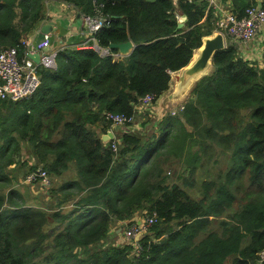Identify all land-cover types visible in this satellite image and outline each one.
Masks as SVG:
<instances>
[{"label":"trees","instance_id":"16d2710c","mask_svg":"<svg viewBox=\"0 0 264 264\" xmlns=\"http://www.w3.org/2000/svg\"><path fill=\"white\" fill-rule=\"evenodd\" d=\"M54 1L109 23L95 40L59 49L56 68L39 65L30 98L0 99V264H259L264 68L229 42L183 110L167 111L152 133L143 122L140 132L104 141L114 126L108 111L137 117L141 98L152 94L156 104L172 88L173 72L215 31L217 9L208 0ZM221 2L238 16L264 8V0ZM45 18L44 0H0V48L19 46L25 56L22 40ZM128 40L133 51L114 62L110 44ZM186 155L193 172L197 162L227 159L225 171L202 181L199 199L179 183L181 174L167 180L166 168ZM39 166L50 184L28 183L45 186V204L19 202L16 185ZM145 212L158 220L140 241L116 242L122 232L113 226L126 228Z\"/></svg>","mask_w":264,"mask_h":264},{"label":"built area","instance_id":"2783aa9c","mask_svg":"<svg viewBox=\"0 0 264 264\" xmlns=\"http://www.w3.org/2000/svg\"><path fill=\"white\" fill-rule=\"evenodd\" d=\"M215 9H217L215 31H221L233 39L249 42L257 37L264 25V8L261 5L250 6L243 16H238L236 13L226 11L221 7H215ZM84 19L91 31L92 40H95V33L109 23L107 18L100 16L94 18L85 16ZM22 45L26 47V51L25 56L21 58L19 57V46L0 48V99L2 100L20 101L30 98L41 83L39 64L32 60L29 54L37 51L42 52L43 49L49 47L50 36L49 34H45V39L40 43H31L30 40L25 38L22 40ZM105 50L108 52V49ZM55 56L56 54L47 55L42 53L41 65L44 64L50 67L54 64ZM141 100L142 106L154 104V95L146 94ZM183 109L184 103H180L176 108H173L171 113L177 114ZM105 117L112 125H129L135 123L137 120L135 114L127 116L126 114L111 111H108ZM113 149H117L115 141L113 142ZM37 179H41L45 185L50 184V177L42 167H38L36 170L30 172L25 181L33 182ZM157 220L156 213L140 214L132 222H127L124 231L125 238L129 241H136V236L139 233H142V235L146 233ZM258 255L260 257L259 264H261L264 260V250L258 253Z\"/></svg>","mask_w":264,"mask_h":264},{"label":"crops","instance_id":"0c3cea01","mask_svg":"<svg viewBox=\"0 0 264 264\" xmlns=\"http://www.w3.org/2000/svg\"><path fill=\"white\" fill-rule=\"evenodd\" d=\"M210 4H213L214 7H221L226 11H231L228 4H223L221 0H208ZM44 13L46 14V18L39 22L36 29L28 34L26 39L30 40L31 43H40L45 39V33L41 31V27L45 23H50L53 27L52 32L49 33L50 36V46L46 47L42 50V53L47 55L57 54L59 49L65 47H78L80 45L85 44L88 39H92V34L89 27L86 24L85 19L79 14V12L69 4L54 1V0H44ZM178 19L180 22V26H185V16L178 14ZM189 28L186 27L185 30ZM41 38V39H40ZM228 43H235L238 47L240 55L249 60L252 63L257 64L259 67L264 68V25L258 33L257 37L249 42L243 41H233L231 36H227ZM232 40V41H231ZM227 43V45H228ZM104 53H108L104 50ZM112 60L114 62L124 58L125 56L118 53H113ZM56 62V56H55ZM52 67V65H51ZM56 68V66L54 67ZM173 88V82H172ZM172 88L165 93L156 104H151L148 106H139L137 109L138 118L142 117L145 114H149L156 117V107L157 109L163 106L164 109L161 111L160 115L154 119V123L159 124L164 114L169 111V106L165 107L161 102V99L167 95ZM189 95V94H188ZM187 95V96H188ZM186 97L184 100H186ZM2 100V99H1ZM184 100L178 101L179 104L183 103ZM161 109V108H160ZM159 109V110H160ZM158 114V113H157ZM146 126V125H145ZM143 124L141 121H136L131 125H114L108 129V131H112L114 133L115 138L122 135L125 132H140L143 130ZM157 130V129H156ZM25 154L23 153V157ZM25 160V158H24ZM25 178L20 179V182L16 185L18 191L21 193L22 198L19 202H23L25 204L36 206L39 203L33 202L30 204L28 201H25L24 195V187L32 189L34 193V199L38 200V196L43 194V188L41 183H28L24 180ZM24 180V181H23ZM44 185V184H43ZM137 217V215L135 216ZM139 217V216H138Z\"/></svg>","mask_w":264,"mask_h":264},{"label":"water","instance_id":"95a60500","mask_svg":"<svg viewBox=\"0 0 264 264\" xmlns=\"http://www.w3.org/2000/svg\"><path fill=\"white\" fill-rule=\"evenodd\" d=\"M52 29L53 27L50 23H45L41 27V31L45 34L51 33ZM232 40L240 42L238 39ZM227 43V36L221 31H214L211 35L203 37L202 45L195 51L190 62L180 70L173 72V88L167 95H165V97L161 99V103L167 107L170 103L173 104L184 100L187 95L190 94L191 88L195 85L194 83L212 71L213 57L215 53L225 49L227 47ZM134 47L135 45L131 40L110 44V48L118 49L119 53L124 56L129 55L133 51ZM29 57L37 64L41 65V51L30 53ZM55 66L56 62L54 59L52 67ZM162 107L163 106L160 107L161 109L159 108L161 111L164 110V107ZM102 138L104 141H110L114 139L115 136L112 131H107L102 135ZM142 236V233H139L135 240L137 242L140 241Z\"/></svg>","mask_w":264,"mask_h":264},{"label":"rangeland","instance_id":"374dc122","mask_svg":"<svg viewBox=\"0 0 264 264\" xmlns=\"http://www.w3.org/2000/svg\"><path fill=\"white\" fill-rule=\"evenodd\" d=\"M173 84H174V82H173ZM178 105H179V102H176L173 104L170 103L168 105L170 115H172L171 111L173 110V108H176ZM156 110L158 113V114L156 113V117H158L161 113V110H159V108L157 109V107H156ZM156 117L153 118V116H151L149 114H145L140 118H138V116H137V120L141 121L142 123L146 122L147 127H148L146 133H152L153 126L156 124V123H154V119H157ZM23 153L25 154V150L23 151ZM27 157H28V155L26 154L25 158L28 159ZM204 160L205 159L203 158L202 161H204ZM199 163L200 162H197L198 167L193 172V166L195 165L194 158L191 155L184 156L181 160L174 162V164H172L170 167L166 168L167 180H169L171 182H173V180H176V181L180 180L179 183H181L182 186L184 188H186L192 196H194V198L199 199L201 197L199 189H200V185H201L202 181L208 180L212 177L217 176L219 171H222V172L225 171L227 168V159H226L225 155H220L219 160H215V156H214V158L210 159L207 162V164L204 168H201V165ZM15 167L16 166H13L11 168H15ZM39 167H42V166H39ZM16 172H17V168H16ZM178 174H181V175L178 176ZM71 175H73V172H69L67 174V176H71ZM177 176L179 177V180L177 179ZM23 189H24L25 201H28L30 204H32L33 202H38L39 203L38 205L45 204L46 193L39 195L38 200H36L33 198L34 193H33L32 189H29L26 187H24ZM141 214H144V213H141ZM137 216H140V214H137ZM132 221L133 220H131V219L128 220V222H132ZM126 224H127V222H126ZM120 226H122L121 223H116L113 226V229H117L118 232H122L120 238L117 240L115 239V240H116V242H119V243L128 242L129 240H127L125 238V235L123 234V230H125V226L124 227H120ZM226 264H230V260H227Z\"/></svg>","mask_w":264,"mask_h":264}]
</instances>
